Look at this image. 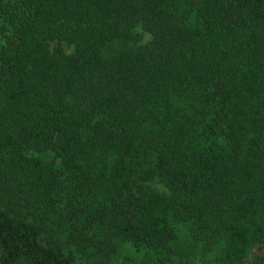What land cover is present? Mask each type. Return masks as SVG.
Instances as JSON below:
<instances>
[{
	"label": "trees",
	"instance_id": "1",
	"mask_svg": "<svg viewBox=\"0 0 264 264\" xmlns=\"http://www.w3.org/2000/svg\"><path fill=\"white\" fill-rule=\"evenodd\" d=\"M0 22V264L264 253V0H0Z\"/></svg>",
	"mask_w": 264,
	"mask_h": 264
},
{
	"label": "rangeland",
	"instance_id": "2",
	"mask_svg": "<svg viewBox=\"0 0 264 264\" xmlns=\"http://www.w3.org/2000/svg\"><path fill=\"white\" fill-rule=\"evenodd\" d=\"M1 29V22H0ZM150 41V35L140 28L128 29L124 32V35L120 39H116L110 42H104L106 54H118L124 49H137L146 45ZM100 44V45H101ZM68 54L74 52V48L65 47ZM30 157L40 160L43 164L47 165L53 162L59 163L56 160L55 155L52 152L38 153L30 151L27 153ZM153 193L160 195L161 197L173 199L174 195L159 181H152L143 184ZM186 241V240H185ZM189 243V244H188ZM174 256L169 259L168 262H161V264H178L180 261H185L190 258L196 264L215 263L217 262V255L206 254L201 246L194 242H185L179 248ZM158 262V261H157ZM264 253H253V256L245 264H263ZM111 264H156V261L150 257L145 251H138L131 248H120L116 257ZM160 264V263H159Z\"/></svg>",
	"mask_w": 264,
	"mask_h": 264
}]
</instances>
